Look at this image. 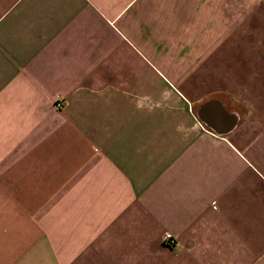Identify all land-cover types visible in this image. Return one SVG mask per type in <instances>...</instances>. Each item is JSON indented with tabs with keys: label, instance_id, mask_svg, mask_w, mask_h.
Instances as JSON below:
<instances>
[{
	"label": "crops",
	"instance_id": "crops-1",
	"mask_svg": "<svg viewBox=\"0 0 264 264\" xmlns=\"http://www.w3.org/2000/svg\"><path fill=\"white\" fill-rule=\"evenodd\" d=\"M0 264H264V0H0Z\"/></svg>",
	"mask_w": 264,
	"mask_h": 264
},
{
	"label": "built area",
	"instance_id": "built-area-1",
	"mask_svg": "<svg viewBox=\"0 0 264 264\" xmlns=\"http://www.w3.org/2000/svg\"><path fill=\"white\" fill-rule=\"evenodd\" d=\"M61 105V104H58ZM175 237L173 234H171L169 231L164 232L162 242L166 243L168 245H173L175 244Z\"/></svg>",
	"mask_w": 264,
	"mask_h": 264
}]
</instances>
